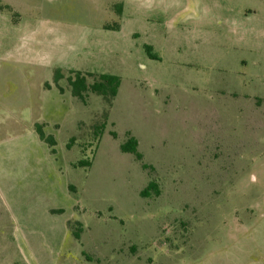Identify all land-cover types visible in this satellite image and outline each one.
<instances>
[{
  "label": "rangeland",
  "instance_id": "1",
  "mask_svg": "<svg viewBox=\"0 0 264 264\" xmlns=\"http://www.w3.org/2000/svg\"><path fill=\"white\" fill-rule=\"evenodd\" d=\"M0 6V264H264V0Z\"/></svg>",
  "mask_w": 264,
  "mask_h": 264
},
{
  "label": "trees",
  "instance_id": "2",
  "mask_svg": "<svg viewBox=\"0 0 264 264\" xmlns=\"http://www.w3.org/2000/svg\"><path fill=\"white\" fill-rule=\"evenodd\" d=\"M121 4H116V12L120 14L121 12ZM2 7L0 6V9ZM113 26L115 27L114 29L118 28V23H114ZM106 28H109L106 26ZM146 51L148 54L155 58V56L151 53V48L149 46H146ZM73 76L68 77V84L71 89V94L72 96L82 100L85 102V97L87 96V93H94L97 95L102 96L103 98L106 99L108 104H110L113 100V98L116 96L119 88V77L111 74H92V73H81V72H73ZM59 73L56 71L55 73V78L59 77ZM88 77H91L93 81L89 83L87 81ZM101 129V128H100ZM36 131L38 133V136L41 140H43L45 143H47L49 146H54V140L52 136H47L44 134L42 131L41 127L39 125L36 126ZM101 130H98L100 132ZM98 132L96 134H98ZM114 136V133H112ZM121 152L124 153H130L134 156V158L137 161L142 160L141 154L137 150V140L129 136L127 139L120 144L119 146ZM84 165H89V162L83 163ZM142 168H146V165L143 163ZM149 191H152L155 195L159 194V189L157 184L154 181L148 182L146 187L140 192V195L142 197H146L149 194ZM75 224L79 227L78 230H72V234L75 239H79L80 237V232H81V225L78 222H75ZM68 225H71V222H68Z\"/></svg>",
  "mask_w": 264,
  "mask_h": 264
},
{
  "label": "crops",
  "instance_id": "3",
  "mask_svg": "<svg viewBox=\"0 0 264 264\" xmlns=\"http://www.w3.org/2000/svg\"><path fill=\"white\" fill-rule=\"evenodd\" d=\"M123 6H124V1H123ZM42 131H43V130H42ZM35 132H36V134H37L38 139L41 140V139L39 138V136H38L37 131H35ZM41 141H42V140H41Z\"/></svg>",
  "mask_w": 264,
  "mask_h": 264
}]
</instances>
